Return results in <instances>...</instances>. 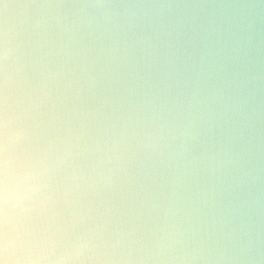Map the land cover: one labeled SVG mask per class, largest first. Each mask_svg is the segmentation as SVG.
I'll list each match as a JSON object with an SVG mask.
<instances>
[{"label":"clouds","instance_id":"clouds-1","mask_svg":"<svg viewBox=\"0 0 264 264\" xmlns=\"http://www.w3.org/2000/svg\"><path fill=\"white\" fill-rule=\"evenodd\" d=\"M0 264H264V0H0Z\"/></svg>","mask_w":264,"mask_h":264}]
</instances>
